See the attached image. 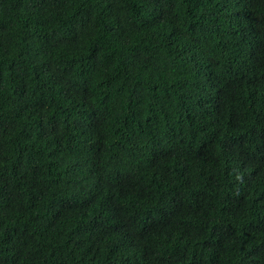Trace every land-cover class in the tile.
Returning a JSON list of instances; mask_svg holds the SVG:
<instances>
[{"label":"trees","instance_id":"16d2710c","mask_svg":"<svg viewBox=\"0 0 264 264\" xmlns=\"http://www.w3.org/2000/svg\"><path fill=\"white\" fill-rule=\"evenodd\" d=\"M0 264H264V0H0Z\"/></svg>","mask_w":264,"mask_h":264}]
</instances>
